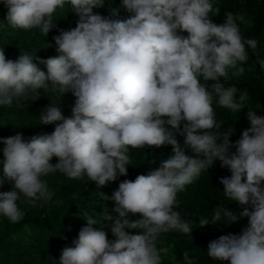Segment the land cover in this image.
<instances>
[{
	"label": "clouds",
	"instance_id": "1",
	"mask_svg": "<svg viewBox=\"0 0 264 264\" xmlns=\"http://www.w3.org/2000/svg\"><path fill=\"white\" fill-rule=\"evenodd\" d=\"M0 2L8 9L11 27L38 28L44 36L54 27L57 8L66 2L78 16L75 28L60 30L53 38L57 57L43 60L22 50L12 60L0 48V106L34 101L41 89L75 97L71 117L53 103L42 111L40 124L55 125L52 133L2 139L0 188L5 183L12 188L0 191V216L16 224L25 216L17 203L22 198L32 207L37 201H51L53 194L42 179L50 173L87 177L105 186L118 175L127 176L129 148L167 144L174 155L134 182H121L111 197L104 196L115 202L112 211L118 216L110 215L107 207L95 217L86 215L87 226L74 247L62 250L58 264H163L162 253L168 249L158 247L161 235L192 232L190 222L175 210L178 193L217 161L231 172L220 179L224 195L252 210L245 207L240 213L249 218L241 234L211 241L207 254L230 264H264V116L249 107L251 126L233 144L234 130L220 131L222 123L212 106L215 97L219 106L235 113L248 99L247 92L237 98V87H225L220 80L229 78V70L243 75L241 64L249 58L246 46L253 52L258 47L256 39L241 33L237 21L247 23L244 15L228 12L226 22L217 25L210 19V0H122V7L133 13L127 19L111 18L119 9H111L110 17L94 13L104 0ZM34 60L45 64L47 73ZM178 135L185 137L183 147ZM53 157L56 164L51 163ZM130 214L142 218L133 221ZM222 218L228 224L239 219L234 211L218 206L212 223ZM209 223L207 218L200 221L201 226ZM106 228L115 240L108 239ZM137 228L143 234L125 231ZM183 259L193 264L187 251Z\"/></svg>",
	"mask_w": 264,
	"mask_h": 264
},
{
	"label": "trees",
	"instance_id": "2",
	"mask_svg": "<svg viewBox=\"0 0 264 264\" xmlns=\"http://www.w3.org/2000/svg\"><path fill=\"white\" fill-rule=\"evenodd\" d=\"M213 5L210 19L217 25L226 22L228 12L242 14L247 23L240 24V30L245 39L253 38L258 41V47L253 52L246 46L248 60L241 66L245 68L243 75L237 77L229 70V78H220L225 87L235 86L239 95L247 92L248 99L245 107L240 112H232L230 109L218 105L216 98L213 99V109L217 122L222 123L220 131H233L230 141L235 144L242 136L243 130L249 128L250 121L247 118L249 107L256 111L257 115L264 116V0H210ZM111 9H119L118 16L113 19H127L133 13L122 7V0H104V6L93 9L94 13L104 17L111 16ZM216 9H219L216 13ZM8 9L0 2V48L5 50L8 59L16 60L22 50L34 52V55L46 60L57 57L55 36L60 30H71L76 27L78 16L69 3L62 8H57L53 15L54 27L47 36H44L38 28L25 31L11 27L7 20ZM187 36V32L181 33ZM40 70L47 73L45 64L34 60ZM201 81L203 79L201 77ZM209 85L214 81H208ZM40 96L34 101H22L13 105L0 106V175H3V162L5 157L2 143L3 138L22 133L25 140L39 134H50L55 125L40 124L42 111L50 104L61 107L65 117L72 116V107L75 97L71 92L63 95L56 93H45L40 90ZM218 99V98H217ZM202 134V132H201ZM183 147L184 136H177ZM235 151V148L231 149ZM131 162L128 165L127 176L118 175L115 181L108 182L105 186L98 187L94 182L83 179H70L60 172L50 173L43 180L47 181L49 191L53 194L52 200L48 202L37 201L32 207L23 203V198L18 201L20 208L25 212L24 218L16 224L11 223L6 217L0 216V264H58L62 250L65 247H74L73 241L78 239L80 230L87 226V216L95 217L102 213L107 207L109 214L117 217L118 213L112 211L115 202L103 197H111L118 190L119 184L126 180L135 181L138 175H147L158 169L164 159L174 155L173 146L163 145L160 147L144 146L138 149L129 148L128 152ZM186 154L194 156L190 150ZM58 159L53 157L51 163L56 164ZM231 172L226 167H221L219 161L213 167L202 172L200 177L192 184L187 185L185 190L177 195L178 207L181 218L190 222L192 232L190 234L172 231L162 234L158 247L167 248L168 258L163 264H186L183 259L187 251L193 264H230V261H217L211 259L208 245L211 241L222 235L241 234L243 228L248 226L249 218L240 216L245 207L251 209V205H240L239 202L230 200L224 195V186L220 183L222 177H230ZM12 186L5 183L0 191H10ZM75 196V198H73ZM59 202V203H58ZM223 207L234 211L239 217L237 222L228 224L226 218L212 223L214 210ZM133 221L141 219V214L131 215ZM202 218H207L210 223L201 226ZM110 225L111 222L105 221ZM102 225H95L99 228ZM108 239L115 240L116 237L110 231ZM129 234H143L144 230L125 229Z\"/></svg>",
	"mask_w": 264,
	"mask_h": 264
},
{
	"label": "rangeland",
	"instance_id": "3",
	"mask_svg": "<svg viewBox=\"0 0 264 264\" xmlns=\"http://www.w3.org/2000/svg\"><path fill=\"white\" fill-rule=\"evenodd\" d=\"M168 255L167 253H162V261L164 262L165 260H167Z\"/></svg>",
	"mask_w": 264,
	"mask_h": 264
}]
</instances>
